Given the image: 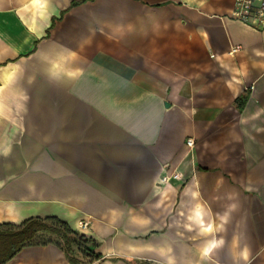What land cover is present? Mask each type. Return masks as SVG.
Instances as JSON below:
<instances>
[{
	"label": "crops",
	"instance_id": "obj_1",
	"mask_svg": "<svg viewBox=\"0 0 264 264\" xmlns=\"http://www.w3.org/2000/svg\"><path fill=\"white\" fill-rule=\"evenodd\" d=\"M72 1L0 0V224L57 217L89 264H264V27L234 0Z\"/></svg>",
	"mask_w": 264,
	"mask_h": 264
},
{
	"label": "trees",
	"instance_id": "obj_2",
	"mask_svg": "<svg viewBox=\"0 0 264 264\" xmlns=\"http://www.w3.org/2000/svg\"><path fill=\"white\" fill-rule=\"evenodd\" d=\"M85 1L88 0L72 1L70 7ZM31 243L56 245L70 264H89L90 260L103 259L92 250L97 246L95 240L71 229L64 221L54 216L30 217L20 224H0V264Z\"/></svg>",
	"mask_w": 264,
	"mask_h": 264
},
{
	"label": "built area",
	"instance_id": "obj_3",
	"mask_svg": "<svg viewBox=\"0 0 264 264\" xmlns=\"http://www.w3.org/2000/svg\"><path fill=\"white\" fill-rule=\"evenodd\" d=\"M231 17L242 23L255 22L258 27H264V0H234V6ZM237 48H232L230 53L236 51ZM187 147L191 148L194 145L192 138H187L185 141ZM171 178L180 179L177 173H172ZM170 177L163 176L161 181L168 183ZM88 226V221H81L78 223L79 229H84Z\"/></svg>",
	"mask_w": 264,
	"mask_h": 264
}]
</instances>
